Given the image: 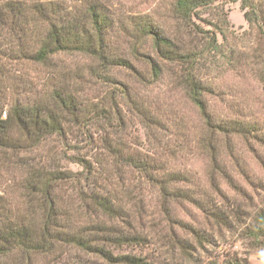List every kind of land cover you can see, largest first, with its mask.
Returning a JSON list of instances; mask_svg holds the SVG:
<instances>
[{"label":"rangeland","instance_id":"374dc122","mask_svg":"<svg viewBox=\"0 0 264 264\" xmlns=\"http://www.w3.org/2000/svg\"><path fill=\"white\" fill-rule=\"evenodd\" d=\"M19 1H55L70 8L95 2L129 29L132 18L152 21L183 51L203 53L195 74L209 89L203 98L213 118L256 125L264 138V43L256 26L244 19L239 2L216 0L185 21L174 15L175 0ZM213 40L218 50L206 52ZM115 45L131 68L111 67L97 74V62L78 53L54 55L46 65L12 62L18 90L10 97H35L53 88L51 84H66L79 101L110 114L109 121L71 125L66 138L48 137L18 158L73 174L84 171L78 163L84 159L96 176L111 173L108 188L124 216L105 220L142 239L116 252L151 264H208L230 258L264 264V236L255 239L251 234L257 215L264 211V141L253 133L208 129L181 84V67L161 59L150 38L125 35L116 38ZM153 64L160 69L157 78ZM104 140L125 154L154 160L163 173L183 178L167 184L165 194L137 170L116 163L104 149ZM15 169L13 176L0 171V195L19 200L21 191L12 186V179L24 171ZM75 185L67 184L60 194L76 206ZM34 262L104 264L73 247L36 256Z\"/></svg>","mask_w":264,"mask_h":264},{"label":"trees","instance_id":"16d2710c","mask_svg":"<svg viewBox=\"0 0 264 264\" xmlns=\"http://www.w3.org/2000/svg\"><path fill=\"white\" fill-rule=\"evenodd\" d=\"M215 1L175 0L173 12L179 19L190 21L199 9ZM231 1L240 3L244 19L256 26L264 43V0ZM100 6L90 2L70 8L55 1L0 0V151L4 156L0 158V171L7 175H12L15 167L24 171L18 179H12V186L17 185L21 191L20 199L0 195V264H35L36 256L52 255L62 247L94 255L104 264H151L135 255L116 252L142 239L106 222L124 216V208L117 203L115 192L108 188L112 182L111 173L96 176L94 167L84 159H78L84 171L73 174L45 169L39 164L34 166L29 160L18 158L20 152L37 148L48 137L66 138L71 125L109 121V112L82 103L66 84H51L53 88L35 97H10L11 92L18 90L12 78V62L46 65L54 55L78 53L97 62L95 73L98 74L111 67L131 68L115 45L116 38L125 35L134 36L136 40L150 38L161 59L181 67V84L208 129L253 133L258 140L264 141L256 125L213 118L203 98L209 89L195 74V66L203 53L183 51L155 23L141 17L132 18V29H129ZM116 23L120 28H116ZM208 46L206 52H216L219 48L216 40ZM152 67L157 78L160 69L155 64ZM103 147L116 163L137 170L158 184L165 194H169L167 184L183 178L178 173H163L154 160L125 154L122 148L105 140ZM117 182L120 184L119 180ZM67 184H76V206L70 197L60 194ZM251 234L255 239L264 236V211L257 215ZM208 264L245 263L230 258Z\"/></svg>","mask_w":264,"mask_h":264}]
</instances>
